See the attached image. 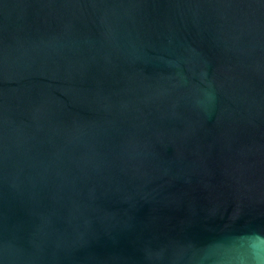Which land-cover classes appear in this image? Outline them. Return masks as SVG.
<instances>
[{"label":"water","instance_id":"water-1","mask_svg":"<svg viewBox=\"0 0 264 264\" xmlns=\"http://www.w3.org/2000/svg\"><path fill=\"white\" fill-rule=\"evenodd\" d=\"M264 253V0H0V264Z\"/></svg>","mask_w":264,"mask_h":264},{"label":"clouds","instance_id":"clouds-1","mask_svg":"<svg viewBox=\"0 0 264 264\" xmlns=\"http://www.w3.org/2000/svg\"><path fill=\"white\" fill-rule=\"evenodd\" d=\"M247 264H264V253L253 251L250 257H245Z\"/></svg>","mask_w":264,"mask_h":264}]
</instances>
